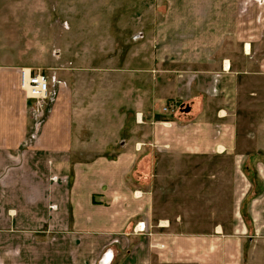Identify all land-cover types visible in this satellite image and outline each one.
Segmentation results:
<instances>
[{
    "label": "crops",
    "instance_id": "crops-1",
    "mask_svg": "<svg viewBox=\"0 0 264 264\" xmlns=\"http://www.w3.org/2000/svg\"><path fill=\"white\" fill-rule=\"evenodd\" d=\"M155 1L166 22L139 67L109 68V118L94 110L90 134L51 63L0 56V264H264V0ZM43 67L56 80L38 116L20 70ZM165 156L232 158L230 222L156 214Z\"/></svg>",
    "mask_w": 264,
    "mask_h": 264
},
{
    "label": "rangeland",
    "instance_id": "rangeland-1",
    "mask_svg": "<svg viewBox=\"0 0 264 264\" xmlns=\"http://www.w3.org/2000/svg\"><path fill=\"white\" fill-rule=\"evenodd\" d=\"M168 6L155 0H4L0 56L17 63H51L57 76L69 82L75 106L84 104V108L79 106L86 110L80 116L85 119L84 135L90 134L94 110H104L105 119L109 118V68L123 70L127 62L132 63L127 68L140 66L139 44L142 39L151 42V33L166 22ZM148 53L150 57L152 52ZM148 68L149 74H156L152 64ZM41 70L56 79L51 70ZM117 92L113 110L124 105L123 94H119L123 93V83L117 85ZM161 109L170 118L181 112L180 104L174 102L166 101ZM94 149L106 152L109 148ZM163 158L158 167L160 176L148 180L157 191L156 214L181 217L199 230L206 222H230L235 203L232 158ZM252 196L250 192L244 204ZM244 217L248 221L246 213Z\"/></svg>",
    "mask_w": 264,
    "mask_h": 264
},
{
    "label": "built area",
    "instance_id": "built-area-1",
    "mask_svg": "<svg viewBox=\"0 0 264 264\" xmlns=\"http://www.w3.org/2000/svg\"><path fill=\"white\" fill-rule=\"evenodd\" d=\"M20 86L27 96L34 101V108L38 116H42L49 101L51 100L50 82L55 81L49 78L42 71H33L30 68H21Z\"/></svg>",
    "mask_w": 264,
    "mask_h": 264
}]
</instances>
